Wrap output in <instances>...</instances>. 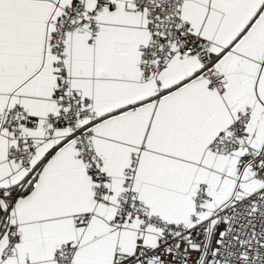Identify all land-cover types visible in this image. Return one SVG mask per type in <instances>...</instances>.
Segmentation results:
<instances>
[{"label": "snow or ice", "instance_id": "1", "mask_svg": "<svg viewBox=\"0 0 264 264\" xmlns=\"http://www.w3.org/2000/svg\"><path fill=\"white\" fill-rule=\"evenodd\" d=\"M0 264H264V0H0Z\"/></svg>", "mask_w": 264, "mask_h": 264}]
</instances>
